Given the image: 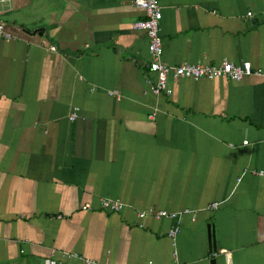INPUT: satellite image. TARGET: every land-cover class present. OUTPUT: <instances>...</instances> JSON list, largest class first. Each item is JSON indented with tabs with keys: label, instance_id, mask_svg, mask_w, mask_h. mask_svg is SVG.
I'll use <instances>...</instances> for the list:
<instances>
[{
	"label": "crops",
	"instance_id": "0c3cea01",
	"mask_svg": "<svg viewBox=\"0 0 264 264\" xmlns=\"http://www.w3.org/2000/svg\"><path fill=\"white\" fill-rule=\"evenodd\" d=\"M156 1L163 63L264 68V0ZM142 17L131 0H10L0 16V264H264V79L153 93Z\"/></svg>",
	"mask_w": 264,
	"mask_h": 264
},
{
	"label": "built area",
	"instance_id": "2783aa9c",
	"mask_svg": "<svg viewBox=\"0 0 264 264\" xmlns=\"http://www.w3.org/2000/svg\"><path fill=\"white\" fill-rule=\"evenodd\" d=\"M132 4L143 11V17L132 23L134 29L144 31L147 39V53L149 61L147 64V72L153 76L152 79L147 78L150 84L151 91L153 93H160L162 91L167 92V80L171 79H190L193 81L199 79L212 80L215 78H226L234 81H239L243 77L254 76L264 79V68H251L249 66H240L229 62L227 60H221L218 63H205L203 61H197L195 63H180L177 65H168L161 61V38L159 34V19L161 17L160 8L156 0H131ZM10 0H0V16L8 9ZM247 15L250 12L246 13ZM12 36L4 29V24L0 21V40H10ZM50 51H55L53 45L47 47ZM115 94L114 92H111ZM152 116V115H150ZM74 113L69 114L68 119H73ZM246 143L245 141H243ZM251 174L264 177V172L260 170H251ZM99 207L108 212H117L123 207V203L110 198H99ZM217 203H211L207 208L215 209ZM82 209L89 210L91 206L85 203L81 207ZM188 212L187 210L179 212H167L164 210H150L147 214L153 217H167L175 218L176 221L181 214ZM145 211H141L140 214H145ZM178 226L174 225L169 228L167 233L169 236H173L177 233ZM53 251L50 252L52 254ZM66 256L77 257L81 264H108L107 262H96L91 259L78 256L76 253H63ZM42 264H56L55 260L51 257L42 259ZM150 264V263H147ZM223 264H231L227 253H224Z\"/></svg>",
	"mask_w": 264,
	"mask_h": 264
},
{
	"label": "water",
	"instance_id": "95a60500",
	"mask_svg": "<svg viewBox=\"0 0 264 264\" xmlns=\"http://www.w3.org/2000/svg\"><path fill=\"white\" fill-rule=\"evenodd\" d=\"M206 231H207V234H208V238H207V241L208 243H210V251H215V244H214V241H213V229H212V225H206Z\"/></svg>",
	"mask_w": 264,
	"mask_h": 264
}]
</instances>
